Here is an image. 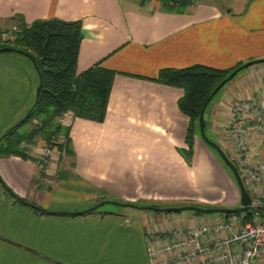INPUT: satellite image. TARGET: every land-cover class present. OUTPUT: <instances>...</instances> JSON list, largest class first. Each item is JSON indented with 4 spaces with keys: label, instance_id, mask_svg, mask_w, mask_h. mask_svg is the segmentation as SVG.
<instances>
[{
    "label": "crops",
    "instance_id": "1",
    "mask_svg": "<svg viewBox=\"0 0 264 264\" xmlns=\"http://www.w3.org/2000/svg\"><path fill=\"white\" fill-rule=\"evenodd\" d=\"M13 16L27 24L80 20L77 73L99 64L117 74L103 122L71 117L63 124L72 153L56 149L44 166L0 154V264H151L149 228H186L203 220L194 212L119 205L80 212L102 200L240 206L237 185L226 180L228 196H221L195 179V162H213L198 136L191 163L179 152L189 123L177 106L183 89L142 77L162 68L229 69L264 58V0H196L184 13L164 11L158 0H0V30L14 27ZM263 78L261 62L225 84L204 113L212 133L225 134L233 100L255 98ZM38 84L31 59L0 52V139L32 106ZM247 140L251 160L264 158V134L251 131Z\"/></svg>",
    "mask_w": 264,
    "mask_h": 264
},
{
    "label": "trees",
    "instance_id": "2",
    "mask_svg": "<svg viewBox=\"0 0 264 264\" xmlns=\"http://www.w3.org/2000/svg\"><path fill=\"white\" fill-rule=\"evenodd\" d=\"M158 1L164 11L184 13L196 0ZM11 20L15 22L13 28L0 30V49L18 52L33 59L40 74L41 89L37 103L27 119L22 122L27 124V129L23 133H18L15 128L4 136L0 141V154L30 158L21 149L20 143L32 142L35 139L49 142L52 135L65 137V142L58 144L56 149L60 153L70 154L72 152L69 127L58 123L57 118L61 113L70 111L73 117L103 122L113 79L117 72L95 64L77 73V57L83 38L80 20L51 18L35 20L30 24L15 16ZM7 32H10V35L3 38L2 35ZM239 65L241 64L229 69H219L193 64L182 68H162L155 77H142L183 89V95L177 100V106L188 117L189 123L185 135L186 147L180 148L179 152L187 163L192 161L195 136L199 135L198 117L202 105L220 81ZM224 86L220 87L209 104ZM34 120H37L38 124L31 125ZM203 126L205 130V120ZM233 180L235 181L234 176ZM2 186L11 196L19 199L3 182ZM250 216L251 211L248 209L244 212L243 219L248 220Z\"/></svg>",
    "mask_w": 264,
    "mask_h": 264
},
{
    "label": "built area",
    "instance_id": "3",
    "mask_svg": "<svg viewBox=\"0 0 264 264\" xmlns=\"http://www.w3.org/2000/svg\"><path fill=\"white\" fill-rule=\"evenodd\" d=\"M8 35L10 32L2 37ZM230 111L225 145L251 196L250 219H243L244 211L203 219L186 228L151 227L145 236L151 264H264V158L251 160L247 140L251 131L264 134V78L255 98L234 99ZM71 117L73 114L65 111L57 122L63 125ZM35 124L37 120L31 123ZM40 141H22L20 147L44 166L65 137L52 135L49 142Z\"/></svg>",
    "mask_w": 264,
    "mask_h": 264
},
{
    "label": "water",
    "instance_id": "4",
    "mask_svg": "<svg viewBox=\"0 0 264 264\" xmlns=\"http://www.w3.org/2000/svg\"><path fill=\"white\" fill-rule=\"evenodd\" d=\"M1 51H4V48H1L0 52ZM32 62H33L34 67L38 73V68L35 65V62L33 59H32ZM261 62H264V58L244 62L243 64L236 67L233 71H231L222 81H220V83L209 94L206 101L204 102V104L201 107L199 117H198L199 136H200L199 138L206 145H208L209 147H211L212 149H214L217 152V154L219 155L221 160L230 169V171L232 172V174L234 176V179L236 181L237 187H238L239 192H240V206L239 207H236V208H225V207L204 208V207L194 206V205H183V206H179V207H157V206H151V205H136L133 203H122V202H118V201H114V200H102V201L96 203L95 205H93L92 207H89L88 209L80 211V212L93 211V210L97 209L98 207L102 206L103 204H108V203L114 204V205H119V206L133 207V208H136L139 210H151V211H155V212H165V213L181 212V211H189L190 210V211L197 212L200 214H208V213L232 214V213H240V212H244V211L248 210L250 207V204H251V196H250L249 192L247 191V189L243 183V180H242V178L238 172V169L236 168L234 163L229 159V157L226 155V153L223 151V149L215 141L209 139V137L205 134L204 126H203V120H204V111H205L207 105L209 104V102L211 101L213 96L217 93V91L220 89V87L225 85L227 82L231 81L240 70H242V69H244V68H246L252 64H257V63H261ZM38 77L40 78L39 73H38ZM40 89H41V83L39 81V84H38L37 89H36V95H35L34 103L29 108L27 113L19 121H17V123H15L7 131H5V133L3 134V137L6 136L9 132H11L13 129H15L17 126H19L22 122H24L27 119L32 108L34 107V105L38 101V98L40 95ZM18 200H22V199L19 198ZM27 204H29L30 206H32L34 208L39 209V207L34 205V204H31V203H27Z\"/></svg>",
    "mask_w": 264,
    "mask_h": 264
},
{
    "label": "rangeland",
    "instance_id": "5",
    "mask_svg": "<svg viewBox=\"0 0 264 264\" xmlns=\"http://www.w3.org/2000/svg\"><path fill=\"white\" fill-rule=\"evenodd\" d=\"M11 29V28H10ZM243 64V63H241ZM206 111V109H205ZM27 128V124L22 123L19 126L16 127V131L18 133H23ZM205 134L210 137L212 140L216 141L220 147L223 149V151L226 153V155L229 157L230 153L228 152L225 142H226V136L225 134L223 136H219L217 137L216 134L212 133L209 128L208 125L206 123V127H205ZM198 137H200L199 135H197ZM221 138V141L219 142L218 139ZM202 141V140H201ZM203 144L209 149V151H211L212 153V161L211 162L208 158L204 157L198 160V163H194V173L196 175L195 179L200 181L201 184L205 185L204 188L209 189L210 191H219V194H221V196H228L227 193V189H226V180L227 182H229L230 184H235V181L233 180V174L230 170H228V168L225 166L224 162L221 160V158L219 157V155L217 154V152L212 149L211 147H209L208 145H206L204 142ZM230 159V157H229ZM225 179V180H224ZM236 186V184H235ZM186 205H194L197 206L195 204H186ZM239 206V204L237 205V207ZM116 207L114 204H103L102 206H100V208L102 209H116ZM205 208V207H204ZM208 208V207H207ZM184 212H190L193 213V211H184ZM217 214L220 213H208V214H200V216L207 220L208 218H211L213 216H216Z\"/></svg>",
    "mask_w": 264,
    "mask_h": 264
}]
</instances>
